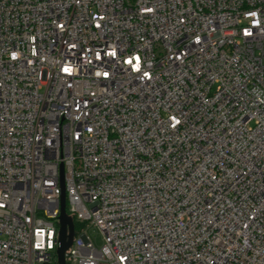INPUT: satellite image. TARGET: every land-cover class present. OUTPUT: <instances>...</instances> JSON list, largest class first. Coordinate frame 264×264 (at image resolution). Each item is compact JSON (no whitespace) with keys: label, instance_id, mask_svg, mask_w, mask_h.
Here are the masks:
<instances>
[{"label":"built area","instance_id":"1","mask_svg":"<svg viewBox=\"0 0 264 264\" xmlns=\"http://www.w3.org/2000/svg\"><path fill=\"white\" fill-rule=\"evenodd\" d=\"M62 177L67 264H264V0H0V264Z\"/></svg>","mask_w":264,"mask_h":264},{"label":"water","instance_id":"2","mask_svg":"<svg viewBox=\"0 0 264 264\" xmlns=\"http://www.w3.org/2000/svg\"><path fill=\"white\" fill-rule=\"evenodd\" d=\"M63 167L61 168V174L63 176ZM61 215L59 217L60 230H59V247L57 249V263L58 264H67L66 262V252L73 245L74 241V222L71 217L67 215L66 212V191L65 184L62 177L61 181Z\"/></svg>","mask_w":264,"mask_h":264},{"label":"rangeland","instance_id":"3","mask_svg":"<svg viewBox=\"0 0 264 264\" xmlns=\"http://www.w3.org/2000/svg\"><path fill=\"white\" fill-rule=\"evenodd\" d=\"M88 235L90 239L92 240V243L94 244L95 248L101 249L104 245V235L102 232L98 229H90L88 231Z\"/></svg>","mask_w":264,"mask_h":264},{"label":"trees","instance_id":"4","mask_svg":"<svg viewBox=\"0 0 264 264\" xmlns=\"http://www.w3.org/2000/svg\"><path fill=\"white\" fill-rule=\"evenodd\" d=\"M75 225V232L78 233L79 230H81V228H83L82 224H79L77 221L74 222Z\"/></svg>","mask_w":264,"mask_h":264}]
</instances>
